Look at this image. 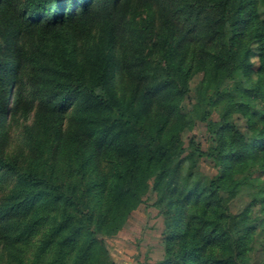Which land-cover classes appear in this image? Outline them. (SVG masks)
Instances as JSON below:
<instances>
[{
	"label": "trees",
	"instance_id": "16d2710c",
	"mask_svg": "<svg viewBox=\"0 0 264 264\" xmlns=\"http://www.w3.org/2000/svg\"><path fill=\"white\" fill-rule=\"evenodd\" d=\"M180 1L197 33L190 60L182 38L153 42L148 18L132 30L153 44L149 58L125 54L113 27L86 56L73 30L99 15L115 19L133 0H0V179L12 181L0 236L28 249L41 236L31 257L13 254L16 264L111 263L105 238L150 194L164 221L156 264H250L253 212L235 213L231 202L239 175L254 163L264 170V8L259 0ZM26 89L39 102V131L30 134L41 153L28 165L3 149ZM198 123L206 149L181 137ZM201 162L215 174L204 175ZM260 204L264 212V197Z\"/></svg>",
	"mask_w": 264,
	"mask_h": 264
},
{
	"label": "rangeland",
	"instance_id": "374dc122",
	"mask_svg": "<svg viewBox=\"0 0 264 264\" xmlns=\"http://www.w3.org/2000/svg\"><path fill=\"white\" fill-rule=\"evenodd\" d=\"M259 1L261 7L264 8V0ZM261 10L263 11V9ZM147 18L153 23L155 34L153 42H158V35L165 34L173 36L172 40L176 39L174 44H180L177 41L182 38L185 44L190 47L188 60L193 57L196 47V44L193 43L197 33L194 32L193 24L185 19L180 0H133L115 19L103 15L96 16L89 23L90 25L76 31L73 30V34L80 47L86 50V56H89L95 46L103 42L104 36L111 27L118 28L121 48L125 54L130 52L149 58L153 44L150 42L139 43L140 41L136 39V34L132 30L136 27L139 29ZM152 57L154 58V56ZM201 78L202 74H197L190 82V92L182 103L185 112L190 111L196 103V90ZM123 83L127 87L126 82ZM22 96L23 114L20 120L9 128L3 149L5 154L28 165L35 163L41 156L40 150L38 146L34 145L32 134H30V132L36 134L39 131L36 124L39 102L34 99L29 89H26ZM233 122L242 132L249 134L246 119L242 115L235 114ZM181 137L186 145L191 138H194L202 149L207 148L208 133L205 124L198 123L191 132L184 130ZM199 168L208 177L215 174L208 162H201ZM238 178L242 180V185L238 196L231 202V208L235 213L245 208H251L253 212L252 224L255 226L256 232L250 264H264V226L262 224L264 212L260 204L261 198L264 197V170L254 163ZM11 184V180L0 179V205ZM155 200L156 196L150 194L146 201L132 213L129 221L116 236L105 238L106 248L110 255L111 263L109 264H156L164 258V221L159 210L154 206ZM40 238L41 236L37 237L29 249L28 247L19 248V246L15 247L16 244L7 237L6 233H2L0 236V264H9L10 262L16 264L19 260L14 259L13 254L22 258L31 257Z\"/></svg>",
	"mask_w": 264,
	"mask_h": 264
}]
</instances>
